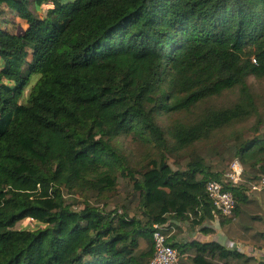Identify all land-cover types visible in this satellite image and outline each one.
Returning <instances> with one entry per match:
<instances>
[{
    "label": "trees",
    "instance_id": "1",
    "mask_svg": "<svg viewBox=\"0 0 264 264\" xmlns=\"http://www.w3.org/2000/svg\"><path fill=\"white\" fill-rule=\"evenodd\" d=\"M249 76L264 78V0H0V264H148L156 224L210 235L217 218L264 251V96ZM234 159L235 209L219 215L206 187ZM173 233L176 264H264Z\"/></svg>",
    "mask_w": 264,
    "mask_h": 264
},
{
    "label": "built area",
    "instance_id": "2",
    "mask_svg": "<svg viewBox=\"0 0 264 264\" xmlns=\"http://www.w3.org/2000/svg\"><path fill=\"white\" fill-rule=\"evenodd\" d=\"M230 167L225 180L213 179L208 182L206 187L208 197L213 202L218 214L225 216L231 215L236 205L234 194L226 187V183L237 184L243 173V166L238 159H234ZM263 186L264 179L255 188L261 189ZM171 225L170 221L155 225L153 233L154 253L148 264H176L179 260L178 250L169 244V237L173 232L169 230Z\"/></svg>",
    "mask_w": 264,
    "mask_h": 264
},
{
    "label": "rangeland",
    "instance_id": "3",
    "mask_svg": "<svg viewBox=\"0 0 264 264\" xmlns=\"http://www.w3.org/2000/svg\"><path fill=\"white\" fill-rule=\"evenodd\" d=\"M5 21L10 17L8 14L5 15ZM15 17V16H12ZM11 17V18H12ZM16 18H12L11 21H16ZM7 22V21H6ZM8 24L7 27L13 29L12 25L9 22L6 23ZM248 83L255 89L256 93H258L260 96H264V78L259 80L254 76H249L248 78ZM237 96V91L236 90H231V91H226L223 95L218 96L217 98L213 99L211 101V103L215 104V105H229L231 104L235 98ZM260 105H261V109L262 111H264V99L260 100ZM208 104V103H207ZM180 117H182L180 115ZM254 123V120H250L241 124H238L236 127L234 128H241L244 126H251ZM232 128H228L225 131H223V135L226 136L229 132H231L233 129ZM133 142L131 141V138L128 137L125 139V145L126 147L133 148L134 144H132ZM142 154L145 155L146 152H144V149H142ZM169 163L173 166L174 169H177V164H176V160L175 157H169L168 158ZM114 209V206H108L107 210H112ZM205 223L209 224L211 223L210 221H206ZM178 224V225H177ZM177 224H175L174 226V235L176 236V240H191L193 238H198L200 240H215L218 238V235L216 236H211V235H206L203 233H200L199 228H201L202 226H197L195 230L196 233L191 232L190 229V222L188 221H182V222H178ZM16 228L21 229V228H30V229H34L36 227V222L33 219H25L23 221H20L19 223H17L15 225ZM245 252L249 255H254V256H258V250L252 247H245Z\"/></svg>",
    "mask_w": 264,
    "mask_h": 264
},
{
    "label": "crops",
    "instance_id": "4",
    "mask_svg": "<svg viewBox=\"0 0 264 264\" xmlns=\"http://www.w3.org/2000/svg\"><path fill=\"white\" fill-rule=\"evenodd\" d=\"M208 226H211L214 229V233L210 234L211 236H216L218 235V238L215 239L216 241L222 243L225 246L232 247V248H237L241 251H245V247L241 244L238 243H232L229 241V239L224 235L222 232L220 225H219V220L218 218L215 221H212L211 223L208 224ZM201 233V232H200ZM259 254L257 257L260 259L264 260V251H257Z\"/></svg>",
    "mask_w": 264,
    "mask_h": 264
}]
</instances>
